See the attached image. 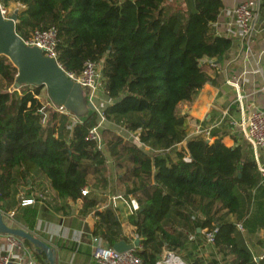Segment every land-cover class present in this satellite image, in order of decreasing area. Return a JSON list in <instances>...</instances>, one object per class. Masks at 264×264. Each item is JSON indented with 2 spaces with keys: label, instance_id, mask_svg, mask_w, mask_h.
Returning <instances> with one entry per match:
<instances>
[{
  "label": "trees",
  "instance_id": "1",
  "mask_svg": "<svg viewBox=\"0 0 264 264\" xmlns=\"http://www.w3.org/2000/svg\"><path fill=\"white\" fill-rule=\"evenodd\" d=\"M170 1L1 3L5 9L9 3L23 7L15 27L23 40L37 30L56 29L58 62L67 73L80 76L85 63L101 64L109 101L103 111L107 124L137 135L151 149L144 151L112 128L101 133L112 167L119 172L110 193L116 194L121 185L125 200L132 197L139 204L127 224L140 241L136 255L143 263L156 264L164 249L180 250L190 236L199 238L203 231L217 229L213 251L225 258V264H261L249 247L240 245L237 235L238 226L245 232L244 241L264 231V181L250 146L227 147L219 130L213 132V143L188 139L186 117L178 113L181 104L192 103L207 83H214L216 69L209 63L220 62L231 49V40L213 28L223 3L185 0V11ZM17 74L10 60L0 57L1 214L12 213L36 234L42 199L24 207L22 192L44 198V178L57 200L79 203L83 215L94 214V237L110 247L130 242L112 205L99 209L103 199L93 191L82 196L90 179L106 181L109 176L104 150L87 140L99 122L97 114L89 110L69 130L71 118L53 113V125L45 129L39 100L44 88L23 87L22 94H10ZM36 257L46 264L44 254Z\"/></svg>",
  "mask_w": 264,
  "mask_h": 264
},
{
  "label": "crops",
  "instance_id": "2",
  "mask_svg": "<svg viewBox=\"0 0 264 264\" xmlns=\"http://www.w3.org/2000/svg\"><path fill=\"white\" fill-rule=\"evenodd\" d=\"M174 1H177L178 6H181V8L186 11L185 0ZM221 1L223 3V10L221 11L218 21L213 25V28L218 36L231 40V49L225 55L224 59L216 63L217 65L214 64L216 66H214L215 68L210 66L216 69L213 70L214 72L212 73L214 83H207L192 103L181 104L178 107V113H180V109H183L180 115L186 117V129L191 124H193L192 126L194 129L196 125L201 122L213 124L214 122L223 120L222 125L217 129L221 134H225L223 143L227 147L241 146L244 150L246 143L241 137L240 130L233 129L230 126L232 120H239L240 108L237 103V92L228 82H238L242 86L247 98V114L256 110H264V0H260L261 5L256 32L249 43L246 42L251 50L250 56L245 54L243 40L239 38L238 34L230 27L229 23V15L233 8L248 0ZM7 10L9 14L12 15L17 11L21 12L23 7L15 3H9ZM258 68H262L263 71L261 74L255 72ZM102 94L103 100L109 103L105 97V92H102ZM192 138H194V130L192 131L191 137L188 135V139ZM183 146L186 147V144H183ZM139 147L146 152L151 151L147 146ZM110 164L111 161H108L107 165ZM114 180L115 178L111 179L110 176H108L106 181L93 180L88 188L99 198L103 199V203H101L99 209H105L112 205L114 209L117 210L119 217H121L130 209L121 199L114 202L110 200L113 196H119L118 194L110 193L109 187L113 185ZM42 181L45 187V197L39 203L37 233L31 234L47 243L55 251L56 264H97L93 258L92 248V239L94 238L93 230L96 223L94 214L90 213L88 215H83L79 203L71 204L60 202L56 199L48 181L44 178ZM22 193H26V191ZM64 210H66V213ZM127 215L129 216V214ZM3 222L8 227L15 223L14 220L5 216H3ZM23 230L27 231L26 229ZM0 234V246H4L6 245L5 237L7 235ZM244 234L245 232L243 236ZM124 235L130 240V242L124 241L129 245L139 241L136 235L133 236V239H130L127 234ZM246 244L251 250L255 260L264 264V256L261 254L263 251L262 248L257 245L253 248L249 246L248 241H246ZM27 248L33 251V256L36 257V253L38 252L32 247L27 246ZM227 258L229 259V257ZM213 259L219 264L226 263L225 258L218 254Z\"/></svg>",
  "mask_w": 264,
  "mask_h": 264
},
{
  "label": "built area",
  "instance_id": "3",
  "mask_svg": "<svg viewBox=\"0 0 264 264\" xmlns=\"http://www.w3.org/2000/svg\"><path fill=\"white\" fill-rule=\"evenodd\" d=\"M260 0H248L243 3L238 4L230 12V27L238 34L239 38L243 40L245 47V54L247 56L251 55V50L247 46L249 41L252 39L254 33L257 29V20L260 13ZM1 13L4 18H9L10 14L7 9L1 5ZM27 46L37 47L41 49L44 55L48 58L54 59L57 65L62 69V66L58 62V52H57V31L55 28H50L47 30H37L31 37L27 40H23ZM246 42H248L246 44ZM211 66H215L213 62H210ZM262 68H258L255 72H262ZM68 78L76 83H78L84 90V95L86 101L89 103L91 111L95 112L99 118V122L96 127L89 131L87 140L95 142L100 149L103 148V141L101 136V130L107 121L105 120L104 110L108 105L107 101H104L100 95V82L102 81V65L94 62L85 63L83 72L80 76H75L73 74L67 73ZM230 86H232L237 92V103L240 108L239 120H232L230 126L233 129L240 130L241 137L250 146L257 169L264 181V110H256L247 114V98L246 94L242 89V86L238 82L229 81ZM16 90L13 88V92ZM104 91V88H103ZM102 91V92H103ZM51 111L57 115H66L71 118L69 130L73 129L79 122L80 118L76 117L70 113L64 107H56L53 104H48ZM47 107L43 106L41 111L42 120H47L48 115L45 112ZM226 115V114H225ZM41 124L43 126L44 123ZM46 123V122H45ZM223 120L219 122H214L213 124H205L204 122L198 123L194 128V138H202L208 143H213L216 138L213 137V132L222 125ZM132 137L135 139V143L139 146H143L139 137L134 134ZM189 160V159H187ZM91 193L88 187L82 190V196L86 197ZM36 196L32 195L30 197H25V193H22V206H32L36 203V198L44 199L42 194ZM121 199V196L112 197L110 200L113 202ZM129 204L132 212L139 210V204L136 199L130 197ZM107 208V207H106ZM240 231H243L241 226H238ZM214 232L204 231V239L207 244L211 247L215 246V234ZM1 235V234H0ZM6 245L0 246V264H39L36 258L33 256L32 251L27 248L25 243L20 239L7 235ZM93 248V258L97 264H144L143 261L136 255V250L134 249L119 253L114 250L113 247L107 245L102 238L94 237L92 239ZM156 264H186L180 257L176 256L171 250L164 249L163 254Z\"/></svg>",
  "mask_w": 264,
  "mask_h": 264
},
{
  "label": "water",
  "instance_id": "4",
  "mask_svg": "<svg viewBox=\"0 0 264 264\" xmlns=\"http://www.w3.org/2000/svg\"><path fill=\"white\" fill-rule=\"evenodd\" d=\"M19 12L4 18L1 13L0 3V57L4 56L17 69L18 74L14 88L43 87L46 89L51 103L56 107H64L78 118H83L89 113L83 88L70 80L54 59L48 58L37 47L27 46L23 39L16 33V23ZM200 232V229H198ZM0 233L14 236L27 241L39 254L45 255L46 264H56L55 251L45 242L36 238L23 229L10 228L3 222L0 212ZM139 241L127 244L124 241L114 245V250L124 253L138 247Z\"/></svg>",
  "mask_w": 264,
  "mask_h": 264
},
{
  "label": "rangeland",
  "instance_id": "5",
  "mask_svg": "<svg viewBox=\"0 0 264 264\" xmlns=\"http://www.w3.org/2000/svg\"><path fill=\"white\" fill-rule=\"evenodd\" d=\"M170 4L173 7H179L177 1L172 0V1H170ZM99 86H100V95L103 97V94H102V91L104 88L103 80L100 82ZM29 89L35 90V87H29V86L25 87V91L29 90ZM19 92H20L19 94H22V92H23L22 88L19 90ZM9 93L10 94L13 93V89L9 90ZM103 93H104V91H103ZM105 97H106V95H105ZM39 100L42 102L43 106L47 107V109H45V112H47L48 118L46 121L42 120V123H44L43 128L49 130V128L52 127V125H53V122H52L53 115L52 114L54 112L51 111V108L48 105V104H52V103L48 97V94H47V91L45 88L41 92ZM86 104H87L89 110L91 111L90 105L87 101H86ZM181 112H183V109H180V113ZM180 113H179V115H180ZM192 125L193 124H191L187 127V133H188V135H190V137L192 136V131L194 130ZM105 128H107V129L112 128L116 134H119L122 137H124L125 139L135 143V139L132 137L133 135H130V133H127L120 128L112 127L110 124H105L101 130V133ZM48 130H45V131H48ZM102 150H104V154L106 155L108 161H110L109 153L104 149V146H103ZM108 170H109L108 175L111 177V179L117 177V175L119 174L118 171L113 169L112 163L110 165H108ZM92 181L93 180L90 179L91 184H92ZM112 186H116V185H111L109 187L110 190H111ZM115 190L117 191L115 193L118 194L119 196H121V200H123L130 209L126 213H124V216L120 217V221L122 223V228H123L124 233L127 234L130 239H133V236L135 234L133 233L132 229H130L129 225L127 224V218H128L127 214L130 215L132 213V210H131V207H130L128 200H125V198L123 197L124 196V187L119 185V186H117V188ZM21 191H24V190H21ZM196 216H198V215H196ZM5 217L10 218L11 220H14V216L12 213L9 215H5ZM11 227L16 228V229H25L17 221H15V223L13 225H10V228ZM179 232L186 234L185 233L186 230L183 228H179ZM237 235L239 238L240 245L244 246V247H248L246 244V241H244V239H243V233H241L240 231H237ZM203 237H204L203 233H202V237H199V238L190 236L188 239V242L185 244L184 248H182L180 250H174L172 252L176 256L180 257L186 264H194V262H199L201 264H212V261H214L213 258H215L217 254L215 253V251L212 250V247L206 243V241ZM246 240L248 241L249 246H252L253 248L256 245L260 246L263 250L261 254H262V256H264V231L259 232L254 236H246ZM32 253H33V251H32ZM35 258L39 264H43L38 260L37 257H35Z\"/></svg>",
  "mask_w": 264,
  "mask_h": 264
},
{
  "label": "bare ground",
  "instance_id": "6",
  "mask_svg": "<svg viewBox=\"0 0 264 264\" xmlns=\"http://www.w3.org/2000/svg\"><path fill=\"white\" fill-rule=\"evenodd\" d=\"M263 180V179H262Z\"/></svg>",
  "mask_w": 264,
  "mask_h": 264
}]
</instances>
